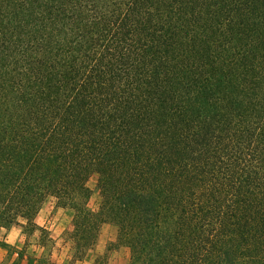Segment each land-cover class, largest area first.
<instances>
[{
  "label": "trees",
  "instance_id": "obj_1",
  "mask_svg": "<svg viewBox=\"0 0 264 264\" xmlns=\"http://www.w3.org/2000/svg\"><path fill=\"white\" fill-rule=\"evenodd\" d=\"M48 195L81 258L264 264V0H0V224Z\"/></svg>",
  "mask_w": 264,
  "mask_h": 264
},
{
  "label": "rangeland",
  "instance_id": "obj_2",
  "mask_svg": "<svg viewBox=\"0 0 264 264\" xmlns=\"http://www.w3.org/2000/svg\"><path fill=\"white\" fill-rule=\"evenodd\" d=\"M98 180L99 174L93 172L87 181L92 192L89 208L96 211L99 209L102 201L98 188ZM58 202L59 199L56 196L48 195L43 201L39 212L32 220L19 217L13 224H0V226L11 229V232L6 231L3 234L0 231V264H57L53 259L56 245L54 238L51 236L52 233L64 238V245L62 246H65V250L68 252V260H70L71 256L72 261L81 260L86 256L87 251L96 244L87 249L83 258L79 257L81 254L77 252L75 240L73 239L76 210L72 207L60 206ZM40 224H50L49 228L51 224L62 225L56 232L57 225L51 230ZM108 224L115 229L107 227ZM101 232H107L108 234L112 232L117 238L116 241L108 242L107 250L113 251L121 246L118 241V226L112 220H107L102 224L99 235ZM128 252V264H130L131 251L129 247ZM96 264H110L109 254L106 253L100 256Z\"/></svg>",
  "mask_w": 264,
  "mask_h": 264
},
{
  "label": "crops",
  "instance_id": "obj_3",
  "mask_svg": "<svg viewBox=\"0 0 264 264\" xmlns=\"http://www.w3.org/2000/svg\"><path fill=\"white\" fill-rule=\"evenodd\" d=\"M40 225H43L51 230L57 225V230H56L57 232L58 229L61 228L62 224H51L50 228H49L50 224H40ZM107 227H111L113 228V230L115 229L110 224H108ZM0 231L1 234H3L6 231L11 232V229L0 226ZM51 236L55 240L54 243L56 245V248L54 251L53 259L54 261H56L57 264H96L98 258L102 255H105L106 253L109 254L110 264H117V263L128 264L129 262L128 247L121 245L113 251L107 250L108 242L116 241L117 239L115 234L112 232L111 234H108L107 232L106 233L101 232L96 245L87 251L86 256L81 260L78 259L74 261H72V256L70 257V260H68L69 258L67 257L68 252L65 250L66 249L65 246H62L64 245V238L61 237L60 235H54L53 233L51 234Z\"/></svg>",
  "mask_w": 264,
  "mask_h": 264
}]
</instances>
